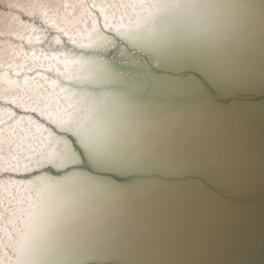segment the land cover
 Here are the masks:
<instances>
[{
	"label": "water",
	"instance_id": "95a60500",
	"mask_svg": "<svg viewBox=\"0 0 264 264\" xmlns=\"http://www.w3.org/2000/svg\"><path fill=\"white\" fill-rule=\"evenodd\" d=\"M168 2L143 0L145 11L165 10L151 25L130 28L117 14L122 8L106 14L108 7L84 0L88 29L97 34L77 42L46 13L17 11L36 34L31 42L12 41L24 55L40 57L2 70L23 88L24 80L39 79L38 91L47 88L55 107L51 113L29 97L0 99L7 112L0 128L17 126L21 137L39 143L43 118L59 129L60 143L50 155L44 143L18 148L13 162L22 157L19 168L0 169V182L12 183L2 195L11 200L19 192L35 205L42 181L70 174L79 180L73 234L80 233L58 264H264V0H194L193 16L185 2ZM97 15L115 36L101 32ZM88 94L111 107L112 138L100 150L84 147L69 125ZM158 108L169 124L159 123L158 136H149L142 119ZM151 145L156 156H145ZM66 150L75 159L61 164ZM133 186L128 198L119 195ZM97 206L100 224L90 233Z\"/></svg>",
	"mask_w": 264,
	"mask_h": 264
},
{
	"label": "bare ground",
	"instance_id": "6f19581e",
	"mask_svg": "<svg viewBox=\"0 0 264 264\" xmlns=\"http://www.w3.org/2000/svg\"><path fill=\"white\" fill-rule=\"evenodd\" d=\"M10 1L12 5L15 4L17 6L21 0ZM129 1L130 0H128V2ZM142 1L143 0H140V3L136 4L138 2L133 0L132 3L128 4V2L125 3L122 0L121 3L128 6H125V8L127 7V11H124V6L120 7L119 4L117 7L114 6L112 8L107 5H101L104 3V0H91V4L93 7L99 10L106 9V7H108L109 9L105 10L106 14H109L110 12H114L115 14L118 11V8H122V10L117 13L120 15L119 19L122 22L129 20L132 24H129V26L126 27L130 28L136 26V22H138L136 26L138 28V26H142L143 21L146 23L150 22L151 25V23H153L155 19L159 17V14L165 10L162 9V7H158L159 9L157 8L154 13L151 12L152 8L149 9L150 12L147 11V9L145 11L144 6H141ZM172 1L175 2V5L180 3L179 6L185 2L184 4L188 6V11L186 12L191 16H193V14L197 12V8H199V6L195 8L197 5L195 4L196 2L191 4L194 0H164L165 4H167V2L170 4ZM25 2L29 5H25ZM39 3H42V5H38V7H42L43 10L36 9L37 4ZM22 5L19 6L22 9L20 10V13H24L25 15H33L37 13L38 15L44 12L50 20L56 23L57 26H64V29L65 27H68V33L73 35L72 39H75L76 42L85 39H89L90 41V39L93 38L91 35L97 34V30L94 31L93 28L91 30L90 28L88 29L90 16L87 12V8L85 7L84 0H25ZM32 5L36 7H32ZM59 5H63L62 8L64 11L60 14H57L55 11H59ZM146 8H148V6ZM168 9L169 7L166 10L168 11ZM48 11L50 12L48 13ZM114 14L110 15L112 16V20H110V22L114 21L113 23L118 21L114 20L116 15ZM20 16L21 15H14L8 11H0V23L3 21H10L11 23L15 24L14 26H18L19 30L23 32H17V35L15 33L13 40L15 38L27 39L30 37L29 40L31 42L32 37L36 34V32L32 30V27L29 26L28 23H26L24 20H20ZM182 17H187L184 12H182ZM126 24L127 22L125 24L122 23L121 25L125 26ZM79 25H82L83 28H81ZM104 26L107 27V25ZM10 28H12V26H10ZM157 32H155V34H157ZM4 33V35L0 34V61H2V63H0V99L2 101H8L9 99L16 97L21 99L22 97H29L28 100L32 99L33 101H37L38 106L43 105L42 108L45 109V111H51L52 113V110L55 107L54 100L56 99L51 100L53 96L52 94L49 96L46 95L47 88H44V82H42L43 85H41V87L44 88L42 91H40V89L38 91L37 88V85L41 84L39 79L35 80V82L24 80L25 83L23 88L22 80L15 82L12 77H9L8 70H2L5 67H14V69H16L21 64L29 65L33 60L40 57L37 52L35 53V51L33 55V57H36L35 59L32 56H28L27 54L24 55L21 52L20 47L15 45L12 41L13 34L11 35V33H8V31ZM127 33L130 35L131 31L128 30ZM101 41L107 42L106 39H101ZM87 47H90V45L87 44ZM72 66L74 65L71 64L70 68L66 67V72H69V70L72 69ZM58 68L61 67L59 66ZM82 72L84 73V71ZM89 97L90 95L88 94V99ZM21 103H24V101ZM100 103L98 104V102L96 103V101H93V99H89V101L87 100L83 104L78 105L79 114L73 115L74 124H71L69 121L71 128L78 130L77 133L80 135V139L83 142L82 145L84 147L88 146V149L92 150H100L103 146H105L108 140L112 138L113 134V125L110 118L111 107L105 106V101H100ZM30 104H32V102L21 105L29 106ZM2 108H0V121L5 120L7 117V112ZM69 110L70 108L62 109L58 112L57 117H61ZM142 121L143 127H147L145 130L149 131V136L156 137L159 134L157 126H159V123H161V125H168L169 116L166 111H164L163 114L162 110L158 108L153 114L148 116L147 119L143 118ZM19 125L21 128H24L23 121L21 122L20 120ZM16 130H19L17 126H9L8 128L2 126L0 128V169H4L5 166L7 169H13V166H17L19 162L23 161V158L20 157L19 162H13L17 154V149L21 147L20 149H24L22 152H26V149L32 146V144L26 143L28 141L27 136L20 137L19 142H17V138L13 135ZM36 131L43 133V130L38 129ZM6 133L8 134L7 139L5 138ZM26 145L27 147L24 148ZM56 148H59L58 144ZM151 148L152 151L150 152ZM57 151L60 152L61 150L59 149ZM57 151H55L56 156L57 153H59ZM45 152L46 155H50V152L52 151L47 149ZM152 153L154 156L157 154L153 146H147L146 151H143L145 156L152 155ZM71 158L75 159L73 152L70 150L67 152L66 150V156L63 155L60 157L61 164H64V162H73ZM159 159L160 157L155 159L153 163L154 167ZM18 168L19 166L16 167V169ZM11 184L12 183L10 182H0V241H2L5 237L8 240L7 249L0 246V261H2L6 256L12 262V264L61 263L62 261H60V258H64L65 255L67 258V256L75 249L76 246L74 244L77 242L78 234L80 233L78 229L77 232L73 234V229L76 228L73 225L76 222L82 204V190L79 191V180L74 175L70 174L65 176V178L62 177L61 179L55 180L54 182L43 183L42 181L41 192L38 195L39 197L37 196L35 205L34 203L32 204V201L29 199L28 200L30 202L27 200L25 197L26 195H19V192L16 196H14V194L11 192V200H3L2 191L7 192V189H12ZM134 188V186L128 188L126 193L125 190H121L120 193L115 191L113 192L117 194L119 193V195H122L121 197L123 198H128L127 195H131L134 192ZM86 190V187H84V193H86ZM91 199L92 196H90V201ZM5 201L7 203V207L12 206L10 210L4 209L3 205L5 204ZM99 206H97L98 208H95L96 210H94L95 214L93 215L90 223V233H92L93 229H97L98 225L100 224V215L98 212ZM107 206L109 209V205ZM91 212L92 207L90 205V215ZM5 213H7V220L4 219ZM85 217L86 214L84 215L83 220ZM82 225H84V221L80 222L79 227L82 228ZM71 236L72 239L68 241ZM91 239L92 238H90V241Z\"/></svg>",
	"mask_w": 264,
	"mask_h": 264
},
{
	"label": "snow or ice",
	"instance_id": "6c2138e0",
	"mask_svg": "<svg viewBox=\"0 0 264 264\" xmlns=\"http://www.w3.org/2000/svg\"><path fill=\"white\" fill-rule=\"evenodd\" d=\"M114 2L118 5L122 2V0H114ZM123 2L127 3L128 0H123ZM94 14H96L94 12ZM97 24L98 27L100 28L101 32L106 35V36H115L116 33L115 32H109L108 29L103 27V24L101 23V18L97 15ZM116 50L114 49L113 52H115ZM68 83H70V81H68ZM35 118V115H34ZM40 123H42L44 125L45 128V132L41 134L40 138H39V143H44L46 148L48 150L54 151L57 144L60 143V141L56 138L57 136H59V129L56 127L55 124H50L47 121H44L43 118H40L39 120ZM51 130V132L49 133L47 130ZM13 135L17 138V142H19V138L21 136H23L24 134L21 133L19 130H16ZM50 135V139L45 140L44 137L45 136H49ZM69 137H72L71 135H69L67 137V139L69 140ZM5 138H8V134H5ZM70 141V140H69ZM26 143L28 144H32L33 148H38L39 147V143H37L34 140L29 139ZM7 147V145H6ZM73 147V145H72ZM74 148V147H73ZM75 149V148H74ZM15 175V174H13ZM4 219L7 220V213H5L4 215ZM0 246H2L3 248L7 249L8 248V240L5 237L2 241H0ZM0 264H12V262L5 256L4 259L2 261H0Z\"/></svg>",
	"mask_w": 264,
	"mask_h": 264
},
{
	"label": "rangeland",
	"instance_id": "374dc122",
	"mask_svg": "<svg viewBox=\"0 0 264 264\" xmlns=\"http://www.w3.org/2000/svg\"><path fill=\"white\" fill-rule=\"evenodd\" d=\"M24 1L25 0H21L18 4L19 5H12V3H11V1L10 0H0V11L1 12H4V11H8V12H11V13H13L14 15H20L17 11H20V10H22L19 6H21L23 3H24ZM57 1H62V0H57ZM133 2V0H130L129 2H128V4H130V3H132ZM27 4V6L29 5L28 3H26L25 2V5ZM120 4H122V3H120ZM38 5H42V3H39V4H37V8L36 9H41V10H43L42 9V7H38ZM63 5H64V3H63ZM63 5H59V11H55L57 14H60L61 12H63L64 10H63V8H62V6ZM101 5H107V6H109L110 8H112V7H117V4L114 2V0H104V3L103 4H101ZM121 6H124L123 8V10L124 11H127L126 10V8L128 7L127 5H121ZM125 6H127L126 8H125ZM9 7V8H8ZM22 7H23V5H22ZM32 7H36V6H34V5H32ZM16 9V11H15V9ZM62 8V9H61ZM50 11H48V13H49ZM60 22V21H59ZM150 22H142V25H148ZM130 24H132V23H130ZM15 24L14 23H11L10 21H7V22H2V23H0V34H2V35H4L5 33L4 32H7L8 31V33H11V35L13 36L12 37V40H13V38L15 37V33H16V35H17V32L18 33H23L21 30H19V28H18V26H14ZM10 26H12V28H10ZM18 28V29H17ZM15 31V32H14ZM13 32V33H12ZM5 38H7V37H5ZM0 52H1V49H0ZM0 63H2V61H0Z\"/></svg>",
	"mask_w": 264,
	"mask_h": 264
}]
</instances>
